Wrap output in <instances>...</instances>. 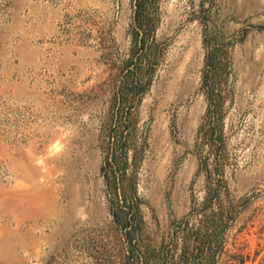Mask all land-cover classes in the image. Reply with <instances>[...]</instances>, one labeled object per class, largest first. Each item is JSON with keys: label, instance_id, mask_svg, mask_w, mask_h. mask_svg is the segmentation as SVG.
<instances>
[{"label": "rangeland", "instance_id": "obj_1", "mask_svg": "<svg viewBox=\"0 0 264 264\" xmlns=\"http://www.w3.org/2000/svg\"><path fill=\"white\" fill-rule=\"evenodd\" d=\"M145 1L150 83L120 104L135 0H0V264L179 263L173 237L180 249L178 225L207 195L198 132L216 46L232 211L202 264H264V0ZM121 134L125 190L139 198L131 235L104 170Z\"/></svg>", "mask_w": 264, "mask_h": 264}, {"label": "trees", "instance_id": "obj_2", "mask_svg": "<svg viewBox=\"0 0 264 264\" xmlns=\"http://www.w3.org/2000/svg\"><path fill=\"white\" fill-rule=\"evenodd\" d=\"M146 3L145 0H135L134 3L133 30L136 34V42L134 54L122 61L119 66L121 69L119 75L122 78L115 93L118 95L120 104H123L126 99L133 97V101H135L136 97L146 92L150 83V81L145 80L148 70H144L143 67L147 64V61L145 63V58H150L153 50H155L153 49L155 42L153 36L156 27L153 24L150 25V20L147 19L149 11ZM220 54L221 48L218 46L208 49L203 70V83L207 93L208 111L206 120L202 123L198 132V138L202 139V142L199 143L200 165L198 172L203 171L206 177L207 195L202 203L194 204L192 213L185 218L184 222L178 225L181 230V248L178 249L175 244L176 236L173 237L175 242L172 247L179 251L178 264H202L204 258L207 256L212 257L214 254H212L213 250L210 244L211 237L217 231L223 230L225 220L232 211L230 207L226 208L221 201L223 192L227 190L224 178L221 95L223 85L227 79L224 78V73L221 72L222 57ZM144 71L147 72L145 73ZM131 76L133 77L132 80L130 79ZM134 106V102L132 105H128L126 115H122L120 118L125 117L128 119ZM115 137L112 156L108 158L104 170L109 186L114 185L117 189L114 196L116 199H113L114 214L118 222L127 227L128 235H131L133 227L137 226L139 213L137 204L139 198L134 195L130 196L125 190L128 162L126 161L122 166L116 157L119 150H122L123 154L127 156L130 148L129 137L124 134H121L120 139H118V135ZM205 145L210 148L208 152H205ZM211 155L213 158H211ZM193 216L195 218L198 217L195 224H191ZM192 240L196 244L191 248Z\"/></svg>", "mask_w": 264, "mask_h": 264}]
</instances>
